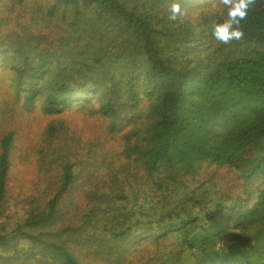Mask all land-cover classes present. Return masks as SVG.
I'll return each mask as SVG.
<instances>
[{
	"label": "trees",
	"instance_id": "16d2710c",
	"mask_svg": "<svg viewBox=\"0 0 264 264\" xmlns=\"http://www.w3.org/2000/svg\"><path fill=\"white\" fill-rule=\"evenodd\" d=\"M171 3L0 0V68L50 117L28 154L57 181L0 222V264H264V2L228 44L217 0H180L175 21ZM68 109L81 127L54 120Z\"/></svg>",
	"mask_w": 264,
	"mask_h": 264
},
{
	"label": "rangeland",
	"instance_id": "374dc122",
	"mask_svg": "<svg viewBox=\"0 0 264 264\" xmlns=\"http://www.w3.org/2000/svg\"><path fill=\"white\" fill-rule=\"evenodd\" d=\"M1 11L0 14H7L2 6H0ZM12 25H14V21L9 19L5 27L10 28ZM8 83L7 71L0 68V137L6 128L17 130V141L12 146L7 210L0 217V222L5 221L8 228L11 229L18 220H22L27 214L30 208L28 205L31 202L30 199L43 197L44 193L52 194L57 181L54 180L55 176L52 173V176H49L38 168L34 159L28 154L35 142L33 140L40 137L42 124L47 120L50 121V117L42 113L38 104L31 110L24 109L19 101L16 102L12 88ZM83 117L85 115L81 117L74 109H68L62 114L56 115L54 120L57 118L64 119L71 122L74 128H78L85 121ZM94 124L97 125L98 129L100 128L97 122ZM95 132L97 131L95 130ZM76 190H74L75 193H77ZM74 196H78V201H81V192L78 191ZM3 255L0 252V256Z\"/></svg>",
	"mask_w": 264,
	"mask_h": 264
},
{
	"label": "clouds",
	"instance_id": "9594fccd",
	"mask_svg": "<svg viewBox=\"0 0 264 264\" xmlns=\"http://www.w3.org/2000/svg\"><path fill=\"white\" fill-rule=\"evenodd\" d=\"M217 3L226 11V17L211 24L213 38L223 44H228L233 40H242L244 32L241 28V21L248 17L249 10L257 4V0H217ZM184 14L180 0H172L168 19L175 21Z\"/></svg>",
	"mask_w": 264,
	"mask_h": 264
}]
</instances>
